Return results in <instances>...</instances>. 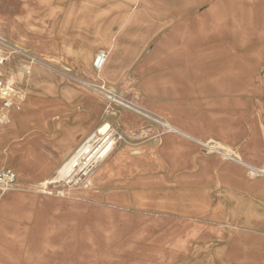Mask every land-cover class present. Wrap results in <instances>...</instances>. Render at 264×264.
Returning a JSON list of instances; mask_svg holds the SVG:
<instances>
[{"label":"crops","instance_id":"0c3cea01","mask_svg":"<svg viewBox=\"0 0 264 264\" xmlns=\"http://www.w3.org/2000/svg\"><path fill=\"white\" fill-rule=\"evenodd\" d=\"M37 2L25 43L59 70L17 92L3 73L0 167L46 182L100 127L122 130L75 197L0 201V264H264V0ZM66 76L137 94L153 117L95 114Z\"/></svg>","mask_w":264,"mask_h":264},{"label":"rangeland","instance_id":"374dc122","mask_svg":"<svg viewBox=\"0 0 264 264\" xmlns=\"http://www.w3.org/2000/svg\"><path fill=\"white\" fill-rule=\"evenodd\" d=\"M61 1L65 0H54V2ZM26 6L34 11H37L39 4L37 0H0V41L3 43L0 44V49L6 56L3 73L13 78L14 82L16 83L15 92L18 91V87H23V79L32 75V72L36 67L46 74H50V71L59 70V68L54 67L50 62H42L37 59L33 53V49L27 47L25 43V40L28 37L27 33L30 34L33 32L28 31L27 33H25V31L22 29L21 23L19 24L18 21L19 17H22L23 15V8ZM260 23L261 31H259V34L262 37V21ZM13 24H16L15 29H12ZM51 81L52 80L50 78L44 79L46 87H50ZM60 82L62 86L74 90L75 93L78 92L79 98H89L92 112L95 114L98 113V108H100V106H106L108 109V114H115V112H117V116H110L113 119L123 118L127 119V121L132 122L133 120H146L145 118L153 117L148 115L145 110H140L139 107H144V102L140 100V96H138L137 94H115L114 92L110 91V89L104 83L99 82V80L96 78L93 80H83L66 76L64 79H60ZM28 83H30V80H28ZM128 85L130 86V84ZM136 86V82L131 84V88H136ZM100 87H102V89H100ZM4 111L5 110L1 108L0 119H2ZM99 127L100 126L98 124L95 128H93L92 133ZM110 127L111 126L103 125L99 128L100 130L98 129V131L100 132H98L97 134H102L108 129L112 131L113 134H116V132H118V135H121L119 131H121L122 128H117V130L114 131V128ZM98 140L99 137L96 138L94 142H92V145L94 146L98 142ZM2 153L3 146L0 142V155ZM6 170L12 169L6 167L5 165H2L0 167V173L5 172ZM12 172H14L15 174V181L8 189H6V191L0 184V201L7 198L10 195V192H17L18 195H29L30 197L38 199L73 198L75 197L73 196V192H76L82 186L77 184L73 185L72 187V185L70 184L65 185L64 183L60 182L55 184H47L51 180H54L55 177H58L61 173L60 172L58 175H53L54 178H52V176V179L50 178V180H47L46 182L22 188L16 183L17 177L15 171L12 170ZM18 213V203L15 202L13 207L11 208V215H14L15 217ZM11 228L12 230L19 229L17 223H13Z\"/></svg>","mask_w":264,"mask_h":264},{"label":"built area","instance_id":"2783aa9c","mask_svg":"<svg viewBox=\"0 0 264 264\" xmlns=\"http://www.w3.org/2000/svg\"><path fill=\"white\" fill-rule=\"evenodd\" d=\"M0 44H3L0 41ZM106 55L104 52H98L94 60V68L99 69L103 64ZM6 61V56L3 51L0 49V98L2 99V109L7 111L12 108V100L10 95L13 93V84L12 81L3 74L2 68ZM111 139H113L111 137ZM114 140V139H113ZM100 140L93 146H99ZM100 161L92 158L91 160H81L79 163H76L74 166L70 165L67 172L60 178H58L57 183H64L65 185H83L85 180L89 175L94 171ZM15 181V174L11 170H6L5 172L0 173V184L4 190L8 189ZM55 184V183H49Z\"/></svg>","mask_w":264,"mask_h":264},{"label":"bare ground","instance_id":"6f19581e","mask_svg":"<svg viewBox=\"0 0 264 264\" xmlns=\"http://www.w3.org/2000/svg\"><path fill=\"white\" fill-rule=\"evenodd\" d=\"M96 55H95V57H96ZM95 57H94V60H95ZM94 60H93V65H94ZM101 66L99 68H101ZM12 107H13V103H12ZM98 132H100V131L97 130L94 134H92L89 138H87L75 150L74 156H73L72 160L70 161V163L64 168V170L61 171V173L59 174L58 177H55V179L51 180L49 183H57L58 178L62 177L64 175V173L67 172L70 165L74 166L76 163H79V161H81V160L87 161L89 159L91 160L92 158L101 162L106 157V155L112 150L115 142L110 137H108V136L105 137L108 133V129H107V131H105L102 134H100V133L97 134ZM100 136H102V138L99 139L100 145L93 147L92 142H94V140ZM49 183H47V184H49Z\"/></svg>","mask_w":264,"mask_h":264}]
</instances>
